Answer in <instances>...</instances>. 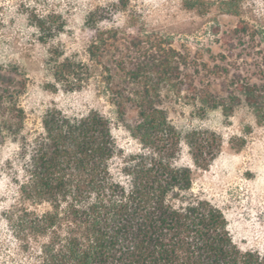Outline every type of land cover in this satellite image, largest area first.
Instances as JSON below:
<instances>
[{
  "label": "rangeland",
  "instance_id": "1",
  "mask_svg": "<svg viewBox=\"0 0 264 264\" xmlns=\"http://www.w3.org/2000/svg\"><path fill=\"white\" fill-rule=\"evenodd\" d=\"M206 1L188 9L182 0H0V92L8 88L7 101L24 110L25 134L41 131L49 108L98 110L112 121L121 152L134 155L145 150L132 132L137 113L129 106L124 117L118 115L88 47L103 30L117 31L122 40L139 36L174 47L188 56L196 89L189 80L178 90L161 87V107L178 132L173 158L192 167L191 192L223 211L239 248L264 252V0H242L237 13L224 10L225 0ZM66 58L92 69L81 72L80 87L54 77V66ZM247 85L261 95L256 107L243 93ZM207 92L219 105L197 98ZM192 137L203 142L195 151L200 157L213 155L203 168L194 164ZM19 145L6 135L1 146L0 264L39 263V241L19 232L12 215L23 207L50 208L25 199Z\"/></svg>",
  "mask_w": 264,
  "mask_h": 264
},
{
  "label": "trees",
  "instance_id": "2",
  "mask_svg": "<svg viewBox=\"0 0 264 264\" xmlns=\"http://www.w3.org/2000/svg\"><path fill=\"white\" fill-rule=\"evenodd\" d=\"M241 1L222 4L227 13H237ZM182 2L188 9L208 3ZM88 53L101 68L118 115L124 117L129 106L136 111L132 132L145 150L124 155L112 121L98 110L68 114L49 108L41 131L25 134L24 110L7 101L8 88L0 92V173L1 146L9 135L20 141L16 158L25 176V199L50 204L43 212L23 207L12 215L19 232L39 241L38 264H264L263 251L242 250L235 243L219 207L191 192L192 167L173 158L179 142L172 138L178 132L161 107V87L166 83L178 90L189 80L196 89L188 56L149 38L122 40L115 30L99 31ZM85 67L66 58L53 74L63 84L73 79L76 88L83 81L80 74L92 71H82ZM243 93L252 106L259 104L261 95L253 86ZM197 98L219 105L212 92ZM202 143L188 139L194 164L201 168L213 157L195 152Z\"/></svg>",
  "mask_w": 264,
  "mask_h": 264
}]
</instances>
